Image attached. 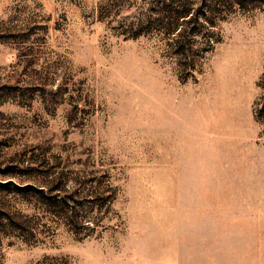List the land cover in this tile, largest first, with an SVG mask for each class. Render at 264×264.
<instances>
[{"label": "rangeland", "instance_id": "obj_1", "mask_svg": "<svg viewBox=\"0 0 264 264\" xmlns=\"http://www.w3.org/2000/svg\"><path fill=\"white\" fill-rule=\"evenodd\" d=\"M0 264H264V0H0Z\"/></svg>", "mask_w": 264, "mask_h": 264}]
</instances>
